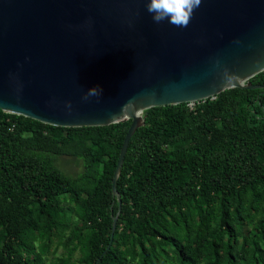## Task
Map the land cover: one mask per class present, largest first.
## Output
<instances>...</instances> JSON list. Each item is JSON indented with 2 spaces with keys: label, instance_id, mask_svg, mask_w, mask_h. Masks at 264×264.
I'll return each instance as SVG.
<instances>
[{
  "label": "trees",
  "instance_id": "trees-1",
  "mask_svg": "<svg viewBox=\"0 0 264 264\" xmlns=\"http://www.w3.org/2000/svg\"><path fill=\"white\" fill-rule=\"evenodd\" d=\"M251 82L144 112L113 242L132 120L62 128L0 109V264H264V72Z\"/></svg>",
  "mask_w": 264,
  "mask_h": 264
},
{
  "label": "water",
  "instance_id": "water-1",
  "mask_svg": "<svg viewBox=\"0 0 264 264\" xmlns=\"http://www.w3.org/2000/svg\"><path fill=\"white\" fill-rule=\"evenodd\" d=\"M264 72V0H202L186 28L152 20L146 0H0V109L62 128L132 120L152 108L200 103ZM99 86L100 98L82 96ZM71 102V108L66 102Z\"/></svg>",
  "mask_w": 264,
  "mask_h": 264
},
{
  "label": "clouds",
  "instance_id": "clouds-1",
  "mask_svg": "<svg viewBox=\"0 0 264 264\" xmlns=\"http://www.w3.org/2000/svg\"><path fill=\"white\" fill-rule=\"evenodd\" d=\"M201 3L202 0H146V10L157 24L167 21L177 28H186ZM101 95L102 89L95 86L88 89L82 99L87 101L90 97L100 98ZM66 107L71 108L70 101L66 102Z\"/></svg>",
  "mask_w": 264,
  "mask_h": 264
},
{
  "label": "rangeland",
  "instance_id": "rangeland-1",
  "mask_svg": "<svg viewBox=\"0 0 264 264\" xmlns=\"http://www.w3.org/2000/svg\"><path fill=\"white\" fill-rule=\"evenodd\" d=\"M58 165L65 171V173L71 176H75L82 171V167L77 165L71 158H62ZM91 174H93V172H91Z\"/></svg>",
  "mask_w": 264,
  "mask_h": 264
},
{
  "label": "built area",
  "instance_id": "built-area-1",
  "mask_svg": "<svg viewBox=\"0 0 264 264\" xmlns=\"http://www.w3.org/2000/svg\"><path fill=\"white\" fill-rule=\"evenodd\" d=\"M195 104H196V103H195ZM195 104L192 103V104H188V105H189V107H190L191 109H193Z\"/></svg>",
  "mask_w": 264,
  "mask_h": 264
}]
</instances>
